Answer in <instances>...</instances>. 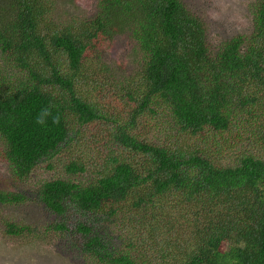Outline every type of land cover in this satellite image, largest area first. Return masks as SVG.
<instances>
[{
  "label": "trees",
  "instance_id": "obj_1",
  "mask_svg": "<svg viewBox=\"0 0 264 264\" xmlns=\"http://www.w3.org/2000/svg\"><path fill=\"white\" fill-rule=\"evenodd\" d=\"M57 4L0 0V161L44 233L91 264H264V0L217 47L183 0ZM117 39L130 72L106 58ZM9 188L0 207L32 197Z\"/></svg>",
  "mask_w": 264,
  "mask_h": 264
},
{
  "label": "rangeland",
  "instance_id": "obj_2",
  "mask_svg": "<svg viewBox=\"0 0 264 264\" xmlns=\"http://www.w3.org/2000/svg\"><path fill=\"white\" fill-rule=\"evenodd\" d=\"M58 8L62 12L75 13L74 3L80 5L83 10H92V0H56ZM96 1V0H95ZM188 8L193 10L206 23L209 43L217 47L221 40L247 34L251 31V4L254 0H183ZM71 4V5H70ZM73 10V12L71 11ZM65 16V15H62ZM117 39L107 53L108 61L121 71L130 72L132 70L131 49L126 43ZM99 76V80L102 79ZM119 84V83H117ZM113 87V86H108ZM106 107L114 103L110 99L101 100ZM129 108L125 102H119L118 108ZM158 109V108H157ZM119 110V109H118ZM159 114H162L161 112ZM159 115L152 112H145L139 117L146 120L140 124L144 134L154 138H162L160 131L152 129L149 131L148 122L152 123ZM164 124V123H162ZM168 124V122H166ZM165 129L161 126V129ZM170 133L164 132L165 136ZM6 164L0 161V184L10 187L9 189H29L32 197H28L24 202L17 205L0 207V264H91L89 260L81 256L76 250L65 247L62 241H58L56 236L46 235L42 226L51 221L49 215L35 199L32 192L33 187L28 184L15 183L8 178ZM17 185V187H16ZM4 219L16 222L19 225H31L36 230V237L33 235L10 236L5 232Z\"/></svg>",
  "mask_w": 264,
  "mask_h": 264
},
{
  "label": "clouds",
  "instance_id": "obj_3",
  "mask_svg": "<svg viewBox=\"0 0 264 264\" xmlns=\"http://www.w3.org/2000/svg\"><path fill=\"white\" fill-rule=\"evenodd\" d=\"M51 108L50 107H45L40 110V112L37 114L35 122L38 125L44 126L47 123V117L51 116ZM52 122L54 124H58L60 122V117L59 114L52 116Z\"/></svg>",
  "mask_w": 264,
  "mask_h": 264
}]
</instances>
